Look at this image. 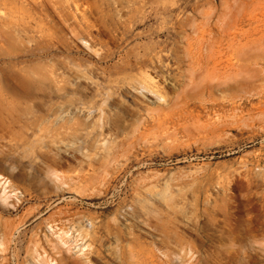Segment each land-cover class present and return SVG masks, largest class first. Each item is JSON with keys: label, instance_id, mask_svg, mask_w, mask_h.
I'll return each instance as SVG.
<instances>
[{"label": "rangeland", "instance_id": "obj_1", "mask_svg": "<svg viewBox=\"0 0 264 264\" xmlns=\"http://www.w3.org/2000/svg\"><path fill=\"white\" fill-rule=\"evenodd\" d=\"M51 263L264 264V0H0V264Z\"/></svg>", "mask_w": 264, "mask_h": 264}, {"label": "bare ground", "instance_id": "obj_2", "mask_svg": "<svg viewBox=\"0 0 264 264\" xmlns=\"http://www.w3.org/2000/svg\"><path fill=\"white\" fill-rule=\"evenodd\" d=\"M64 233H65V232H64ZM64 233H63V234H64ZM79 249H80V248H79ZM51 264H52V263H51ZM53 264H54V263H53Z\"/></svg>", "mask_w": 264, "mask_h": 264}]
</instances>
